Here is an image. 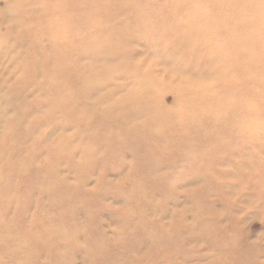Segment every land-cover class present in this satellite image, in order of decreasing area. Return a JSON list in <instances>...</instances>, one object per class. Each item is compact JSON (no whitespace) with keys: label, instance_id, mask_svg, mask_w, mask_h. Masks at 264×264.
Instances as JSON below:
<instances>
[{"label":"rangeland","instance_id":"374dc122","mask_svg":"<svg viewBox=\"0 0 264 264\" xmlns=\"http://www.w3.org/2000/svg\"><path fill=\"white\" fill-rule=\"evenodd\" d=\"M0 208V264H264V0H0Z\"/></svg>","mask_w":264,"mask_h":264},{"label":"bare ground","instance_id":"6f19581e","mask_svg":"<svg viewBox=\"0 0 264 264\" xmlns=\"http://www.w3.org/2000/svg\"><path fill=\"white\" fill-rule=\"evenodd\" d=\"M250 48H252V45L242 46V50H241L242 54H245V55L248 54ZM47 59L49 60V57H47ZM50 114L52 115V112H50ZM64 144H67V142H64L63 140H61L60 144H58L59 147H57V149H55V150H58V151L62 150L63 153H65V151L67 150V152L69 153V149L67 148V146H66V149H64V147H65ZM73 168L75 169V171L77 173L79 172V167L73 166ZM43 170H45V169H43ZM22 171L25 172L26 168L23 167ZM30 177L32 178V176H30ZM49 185H50V189L47 192L54 197H55V193L60 194V195H58V197L62 198L63 200L67 197L74 198V195H76V193H77V190H74L73 192H70L69 194L64 195L62 191H61L62 194L58 191L55 192V189L62 188V186L60 184L55 186L54 188L52 187L51 184H49ZM62 185L64 187L66 186V185H64V183ZM54 197L52 199H56ZM76 203H77V201H73L71 204L67 205V207H62V206L58 205V207H59L57 209L59 211L58 214H53L52 216L46 215L44 218V221L41 222L44 225H42V226L37 225V226H41V228L48 226L51 229H53L54 230L53 236H54V239L57 241V243H59L60 241L64 242V243H73L75 235L79 232L78 225H77L78 220H77V217L75 215L77 213V210H78ZM53 204H54V202L51 203V205H53ZM6 209L3 208L1 210L6 211ZM1 213H4V212L2 211ZM46 214H47V212H46ZM49 216L51 218H49ZM146 237H147L148 241L150 240V242H154V240H155L152 235L151 236L146 235Z\"/></svg>","mask_w":264,"mask_h":264}]
</instances>
